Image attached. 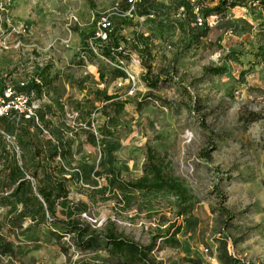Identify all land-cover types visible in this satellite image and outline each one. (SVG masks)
Returning a JSON list of instances; mask_svg holds the SVG:
<instances>
[{
    "label": "rangeland",
    "instance_id": "obj_1",
    "mask_svg": "<svg viewBox=\"0 0 264 264\" xmlns=\"http://www.w3.org/2000/svg\"><path fill=\"white\" fill-rule=\"evenodd\" d=\"M0 1L10 10L0 25V82L14 90L39 74L46 77L48 98L33 99L52 106L47 121L56 129L63 127L65 137L74 141L75 158L67 170L77 172L79 164L91 173L103 170L102 147L87 137L93 130L101 140L106 138L94 121V108L102 106L94 103V92L103 90L126 103L111 123L102 121L106 127L110 123L109 142L118 145L115 168L122 179H141L153 154L165 173L180 179L193 196L185 220L178 217L171 196L151 202L139 198L127 208L120 202V190L115 192L119 198L109 191L102 195L106 179L91 177L69 186L71 200L88 205L85 219L99 226L115 221L120 232L142 246L168 228L173 234L183 227L177 245L158 241L153 252L158 264H264L263 11L228 10V19L243 20L236 33L218 30V19L212 17L214 28L198 46L189 45L180 28L179 0H155L153 16H126L118 36L127 78L107 84L100 70L119 68V62L94 49L91 63L82 57L100 27L99 18L124 19L119 11L127 0ZM219 3L205 0V6ZM208 68L224 73H206ZM145 78L159 80L158 87L151 88ZM254 117L258 120L252 122ZM4 135L17 146L15 136ZM11 208L0 205V226ZM32 224L25 221L23 230ZM0 234L25 253L15 259L0 255V264H86L109 256L85 255L74 248L67 253L70 238L53 236L44 226L23 236L5 225Z\"/></svg>",
    "mask_w": 264,
    "mask_h": 264
},
{
    "label": "trees",
    "instance_id": "obj_2",
    "mask_svg": "<svg viewBox=\"0 0 264 264\" xmlns=\"http://www.w3.org/2000/svg\"><path fill=\"white\" fill-rule=\"evenodd\" d=\"M90 2V0H88ZM155 0H138L135 5L134 17L153 16L156 9ZM219 4L210 7L205 6V0H179L177 14L179 16L180 28L189 36V45L195 43L200 46L204 40L209 38L213 30L209 20L212 17L217 18L216 28L223 33L239 30L240 21H233L227 18L226 12L230 9L245 8L250 12L259 9L264 12V0H219ZM126 8L119 11L124 16L132 7L126 2ZM181 8L184 11L181 12ZM199 9L196 14L195 10ZM110 17L111 27L108 30V40L102 42L96 39L93 42L98 54L104 58H111L120 64L119 57L123 56L121 40L118 36L127 17ZM203 20L202 25L199 19ZM96 29L93 33L95 37ZM91 38V39H92ZM90 40L87 41V48L84 50V56L91 63V57L94 55ZM264 39V38H263ZM138 49V47H137ZM143 50L148 55V45L145 44ZM142 51V52H144ZM232 58L231 54L229 55ZM83 61V59H82ZM84 62V61H83ZM85 63V62H84ZM206 73L220 75L224 73L222 68H208ZM109 75V76H108ZM101 80L104 83H111L119 79H126L127 73L120 68H109V70H100ZM41 83L35 78L29 80L27 84L19 85L13 90V97L24 95L29 98L30 105L35 103L34 96L39 97L40 102L45 101L50 90L48 80L41 74L37 76ZM109 77V78H108ZM145 81L151 88H157L159 80L150 82ZM6 83L0 82V98L6 103L11 99L7 95ZM94 103L102 104L101 108L95 107L94 121L99 131L105 135V139L96 136L93 130L87 133L88 142L92 145H101L102 150V171H88L79 164L77 172L67 170L75 158L73 154L74 141L65 137V129L61 127L56 129L52 121H47L48 113L51 112V105H44L39 102V109L35 111V116L26 118L25 115L11 109L8 113L0 116V205L12 207L9 213L3 216L4 224H1L2 230L5 225L9 226L11 231L15 228L21 230L25 236L33 228L44 226L48 228L49 233L56 237L70 238V243H65V252L74 248L85 255H96L97 252H106L109 254L107 259L98 263L86 261V264H158L153 258V252L157 247L159 240L165 244H178V235L183 227H179L173 234L168 228L158 237L152 239L147 246H142L134 239L127 237L119 231L115 221L108 220L102 226L92 223L83 217L87 214L89 208L84 202L75 203L70 198V184L87 180L91 177L105 178L106 186L99 191L102 195L106 192L116 194L121 191V203L127 208L132 207V201L151 202L159 196H171L176 201L178 217L189 219L191 209L193 208V196L186 184L165 173L162 165L159 164L156 156H149V163L146 167L145 175L138 180L125 181L121 177V172L116 170L115 162L117 160L115 152L118 145L109 142L111 137L109 129L113 116L120 114L126 103H121L115 96L108 95L106 91L97 90L94 92ZM46 97V98H45ZM108 120L109 126L103 125L102 121ZM258 120L254 117L252 122ZM107 123V122H106ZM91 125V124H90ZM4 134L10 137L15 136L17 146L12 145L6 140ZM103 135V136H104ZM19 148V151L18 149ZM63 163V164H62ZM97 186L98 182H94ZM20 206L21 209L17 207ZM225 212V210H223ZM31 221L33 224L25 231V221ZM0 255L19 258L25 253L22 248L8 240L0 234Z\"/></svg>",
    "mask_w": 264,
    "mask_h": 264
},
{
    "label": "built area",
    "instance_id": "obj_3",
    "mask_svg": "<svg viewBox=\"0 0 264 264\" xmlns=\"http://www.w3.org/2000/svg\"><path fill=\"white\" fill-rule=\"evenodd\" d=\"M129 4L132 5L131 9L124 14L127 17L133 18L134 17V12H135V5L138 2V0H127ZM184 11V8H181V12ZM10 10L7 4H4L2 1H0V25H3L4 22H6L7 18H8V14H9ZM195 13L198 14L199 13V9L195 10ZM199 19V24L202 25L203 20ZM99 26L98 28H96V32H95V37H93L90 41L91 47H93L94 51L98 54L97 49L94 47L93 42L96 39L101 40L102 42H106L108 40V30L111 27V22L109 21V15L106 16H102L99 18ZM83 61L88 64V58L83 56L82 57ZM124 66V62L121 61L119 68L121 70H123ZM125 71V70H123ZM130 77L134 80V76ZM35 80L40 84L41 81L38 78H35ZM7 97L10 98L11 100L9 102H5L3 99L0 98V116H3L4 114L8 113L11 109H14L16 111H18L19 113L23 114L26 116V118H30L32 116H35V111L39 109V104L38 103H33L32 105H30V100L28 97L24 96V95H20V96H16L14 98L13 97V90L12 89H7ZM46 98V97H45Z\"/></svg>",
    "mask_w": 264,
    "mask_h": 264
}]
</instances>
